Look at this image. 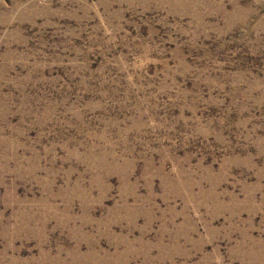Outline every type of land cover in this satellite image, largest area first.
Masks as SVG:
<instances>
[{"label": "rangeland", "instance_id": "obj_1", "mask_svg": "<svg viewBox=\"0 0 264 264\" xmlns=\"http://www.w3.org/2000/svg\"><path fill=\"white\" fill-rule=\"evenodd\" d=\"M0 264H264V0H0Z\"/></svg>", "mask_w": 264, "mask_h": 264}]
</instances>
